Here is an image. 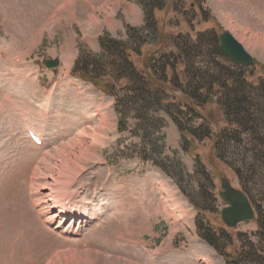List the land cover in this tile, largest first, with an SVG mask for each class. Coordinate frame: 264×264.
<instances>
[{
    "label": "rangeland",
    "instance_id": "1",
    "mask_svg": "<svg viewBox=\"0 0 264 264\" xmlns=\"http://www.w3.org/2000/svg\"><path fill=\"white\" fill-rule=\"evenodd\" d=\"M132 1L140 4L0 0V264H241L239 253L246 256L262 245L258 210L264 212V167L251 143L231 147L225 159L215 157L214 136L226 125L216 104L195 100L210 124L197 117L182 122L203 136L187 152L183 132L163 108L147 111L120 91L126 111L119 113L113 94L72 74L78 47L88 48L98 33L128 42L127 27L146 25L145 15L142 25L136 18L128 21ZM154 18L159 46L148 31L140 33L141 54L132 57L139 70L151 73L155 61L150 66L148 59L162 48L179 55L186 51V64L191 54L194 68L203 71L239 72L236 68L246 67L221 55V41L215 42L229 32L255 58L242 72L260 88L264 0H165ZM88 57L98 61L96 54ZM46 59H59L60 66L48 69L42 64ZM208 124L211 137L203 135ZM28 126L41 133L43 146L32 141ZM222 178L249 193L255 219L236 228L224 225ZM62 182L72 188L64 192ZM41 191L56 199L69 193L72 204L87 201L100 213L64 232L70 221H46L47 212L57 213L59 205L39 206L37 201H48ZM199 216L212 222L215 234L222 228V235L233 239L225 251L234 253L236 263L204 238L209 235L199 227Z\"/></svg>",
    "mask_w": 264,
    "mask_h": 264
},
{
    "label": "trees",
    "instance_id": "2",
    "mask_svg": "<svg viewBox=\"0 0 264 264\" xmlns=\"http://www.w3.org/2000/svg\"><path fill=\"white\" fill-rule=\"evenodd\" d=\"M138 1L144 10L146 25L142 28L127 27L128 42L113 38L108 33L103 34L99 38L101 46L99 53H92L80 46L72 74L91 83L104 93L113 94L117 99L115 106L119 113L126 111L123 98L119 96L120 91L131 95L133 102L142 105L147 111L154 106L163 108L183 132L181 133L185 138L182 147L187 152L191 150L192 143L202 139L203 136L199 134L198 127L190 124L183 126L182 122L197 117L210 124L208 117L196 109L199 104L195 100L202 97L205 105L216 104L219 107L226 124L214 136L215 157L225 159L231 147L244 145V148L251 143L256 160L264 167V79L260 83V88H254L242 72L246 68H236L239 72L231 71L227 75L225 72L220 74L210 69L203 71L201 68H194L195 61L191 54H188L190 62L186 64L183 55L186 51H180L179 55L178 52H167L162 48L155 50L148 59H151L150 66L152 61H155L152 68H149L151 73L139 70L132 58L141 54V45L138 46L141 41L137 38H140L139 35H142L140 33L143 31H148L150 37L155 38V46H159L154 12L157 10V4L165 3V0ZM218 41L219 38L216 37L215 42L218 43ZM195 51L196 49H191L190 53L195 54ZM218 52L223 55L220 48ZM90 53L96 54L98 61L90 60L88 57ZM155 54L158 55L157 58L154 57ZM156 61L159 63L157 67ZM181 63H184V68H176ZM123 81H126V84H122ZM176 92H179L181 96H177ZM217 93H221L218 98L215 95ZM180 97L186 99L185 102L180 100ZM209 124L203 134L206 137H211ZM187 137L191 139L187 140ZM158 165L168 171L165 166L160 163ZM244 191L249 196V193ZM207 193L211 194L208 190ZM258 222V235L262 245L248 251L246 256H243L244 252L239 253L237 259L242 260L241 264L243 262L264 264V212L262 209L258 210ZM210 223L212 222L199 216V227L204 231L203 233L209 235L208 237L204 235V238L229 263H236L233 262L234 253L225 251L233 239L224 237L222 228H219L221 230L219 234H215L216 230ZM231 257L233 258L230 259Z\"/></svg>",
    "mask_w": 264,
    "mask_h": 264
},
{
    "label": "water",
    "instance_id": "3",
    "mask_svg": "<svg viewBox=\"0 0 264 264\" xmlns=\"http://www.w3.org/2000/svg\"><path fill=\"white\" fill-rule=\"evenodd\" d=\"M220 41L222 53L235 64L245 67L255 64L254 57L229 32L221 34ZM42 64L48 69H54L60 65V60L46 59ZM221 188L220 196L228 204L221 213L227 227L235 228L242 222L255 219L254 206L242 190L235 188L227 178H222Z\"/></svg>",
    "mask_w": 264,
    "mask_h": 264
},
{
    "label": "bare ground",
    "instance_id": "4",
    "mask_svg": "<svg viewBox=\"0 0 264 264\" xmlns=\"http://www.w3.org/2000/svg\"><path fill=\"white\" fill-rule=\"evenodd\" d=\"M68 61V60H67ZM14 69V68H13ZM15 71V70H14ZM18 71V70H17ZM20 71V70H19ZM3 72V71H2ZM15 75V74H14ZM28 98V97H27ZM33 103V102H32ZM34 105V104H33ZM21 112V111H20ZM40 112V111H39ZM95 112V111H94ZM101 115V114H100ZM42 118V117H41ZM35 121V120H34ZM42 123V122H41ZM40 124V123H39ZM105 125V124H104ZM99 127V126H98ZM97 127V128H98ZM29 131H33L36 133V135L39 136L40 140H41V146L44 145V139L42 138L41 133L37 132L36 129L32 128V126H28ZM27 129V130H28ZM89 132V130H88ZM94 133V132H93ZM96 133V132H95ZM99 134V133H98ZM95 135V134H94ZM84 136V135H83ZM69 138V137H68ZM76 138V137H75ZM65 139V138H64ZM46 141V140H45ZM47 143V142H46ZM67 144V143H66ZM46 145V144H45ZM64 146V145H63ZM68 148V147H67ZM31 149V148H30ZM70 149V148H69ZM68 149V150H69ZM61 153V152H60ZM19 154V153H18ZM85 164V163H84ZM71 169V168H70ZM48 171V170H47ZM78 182V181H77ZM63 183V182H62ZM62 185V189L64 190V192H68L70 190L69 188V184H65ZM72 188V186H70ZM44 188V187H43ZM54 188V187H53ZM56 188V187H55ZM43 190H46V188H44ZM45 191V193H47ZM43 193V191H41ZM40 192V194H42ZM50 192V191H49ZM49 192L47 193V198L48 201H46L44 198L43 200H39L38 205H47L49 201H51V203L53 202V205L58 206L59 210H56L57 213H52L50 211L47 212V219L46 221H48L50 224L54 223L56 220L59 221L60 219V224L61 222L64 221L68 222L70 221L69 224H67V226L65 227V231L69 233L71 231V228H79L80 224L82 223V221L84 220H88V219H92L95 217L97 211L99 210L98 207L93 204V203H89L87 201H81V204H79V206L77 207V205H74L71 203V201L69 200L72 195L69 193H65L66 195L63 196V194L59 195V197H54L53 194H49ZM43 193V195L45 194ZM57 196V195H56ZM63 196V197H62ZM37 204V203H36ZM100 204V203H99ZM101 205V204H100ZM52 208V207H51ZM49 209V208H48ZM46 210V209H45ZM53 211V210H52ZM100 213V211H98ZM192 216V215H191ZM58 223V222H57ZM120 223V221H119ZM59 224V223H58ZM62 227V226H61ZM57 229L60 228V226L56 227ZM72 228V229H73ZM80 229H77L76 232H78ZM128 252V251H127ZM73 254V253H72ZM64 255V254H63ZM65 257V256H64Z\"/></svg>",
    "mask_w": 264,
    "mask_h": 264
},
{
    "label": "crops",
    "instance_id": "5",
    "mask_svg": "<svg viewBox=\"0 0 264 264\" xmlns=\"http://www.w3.org/2000/svg\"><path fill=\"white\" fill-rule=\"evenodd\" d=\"M129 5V11L126 12V15L128 17L129 22H133V20H136V25H142L144 21V12L142 10V7L135 2H127ZM101 35V33L97 34V37L92 39L91 42H87L88 48L93 52H98L100 50L99 41L98 38ZM77 54H75L74 58H76Z\"/></svg>",
    "mask_w": 264,
    "mask_h": 264
}]
</instances>
